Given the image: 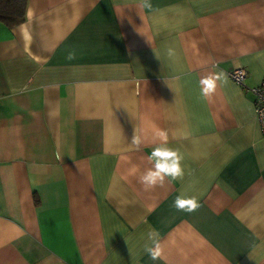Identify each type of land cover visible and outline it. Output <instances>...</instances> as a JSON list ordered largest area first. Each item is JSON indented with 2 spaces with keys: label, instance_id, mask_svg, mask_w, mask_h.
Instances as JSON below:
<instances>
[{
  "label": "crops",
  "instance_id": "obj_1",
  "mask_svg": "<svg viewBox=\"0 0 264 264\" xmlns=\"http://www.w3.org/2000/svg\"><path fill=\"white\" fill-rule=\"evenodd\" d=\"M140 3L27 0L22 23H0V264H264V135L247 90L264 77V0ZM160 130L184 175L146 190ZM181 195L200 207L177 210Z\"/></svg>",
  "mask_w": 264,
  "mask_h": 264
},
{
  "label": "clouds",
  "instance_id": "obj_2",
  "mask_svg": "<svg viewBox=\"0 0 264 264\" xmlns=\"http://www.w3.org/2000/svg\"><path fill=\"white\" fill-rule=\"evenodd\" d=\"M140 6L142 8H151L150 0H141ZM26 41L30 40V36L25 31L23 33ZM168 55H174L172 49L168 50ZM69 60L75 58L74 53H69ZM225 74L223 72L210 73L199 81L201 88V95L205 98L214 93L217 82H224ZM156 138L159 143L153 148L147 159L150 163L148 167L139 177V182L144 188L151 189L157 185L162 186L166 179L182 178L184 170L182 167L183 156L176 149L168 147V133L164 130H160L156 133ZM133 143L139 147L141 141L138 137H133ZM174 206L179 211H185L188 213L195 212L199 207L198 200L195 196L185 197L183 195L177 196L174 201ZM147 239L151 241V244H145L144 250L153 261L159 260L163 257V246L159 238V233L156 230H149L147 233Z\"/></svg>",
  "mask_w": 264,
  "mask_h": 264
},
{
  "label": "built area",
  "instance_id": "obj_3",
  "mask_svg": "<svg viewBox=\"0 0 264 264\" xmlns=\"http://www.w3.org/2000/svg\"><path fill=\"white\" fill-rule=\"evenodd\" d=\"M228 76L236 85L246 89L244 85L246 72L244 69H233L228 73ZM247 90L252 95L254 115L259 124L261 134L264 135V77H262L258 86Z\"/></svg>",
  "mask_w": 264,
  "mask_h": 264
},
{
  "label": "trees",
  "instance_id": "obj_4",
  "mask_svg": "<svg viewBox=\"0 0 264 264\" xmlns=\"http://www.w3.org/2000/svg\"><path fill=\"white\" fill-rule=\"evenodd\" d=\"M27 0H0V23L8 28L25 20Z\"/></svg>",
  "mask_w": 264,
  "mask_h": 264
}]
</instances>
